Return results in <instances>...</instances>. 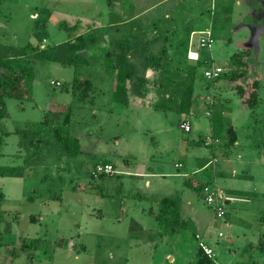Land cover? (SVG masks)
Here are the masks:
<instances>
[{"label":"rangeland","instance_id":"1","mask_svg":"<svg viewBox=\"0 0 264 264\" xmlns=\"http://www.w3.org/2000/svg\"><path fill=\"white\" fill-rule=\"evenodd\" d=\"M140 1L127 13L135 0H2L0 59L31 67L33 80L31 100H6L0 121V264H191L208 227L217 264H264V0L246 1L250 13L236 0ZM205 30L210 47L196 37L189 47ZM210 66L224 73L206 79ZM252 72L248 108L235 88ZM74 80L90 86L73 93ZM57 135L81 152L66 155ZM104 162L114 175L92 178ZM204 184L225 198L221 218ZM164 197L190 203L174 235L148 213Z\"/></svg>","mask_w":264,"mask_h":264},{"label":"trees","instance_id":"2","mask_svg":"<svg viewBox=\"0 0 264 264\" xmlns=\"http://www.w3.org/2000/svg\"><path fill=\"white\" fill-rule=\"evenodd\" d=\"M2 0H0V4ZM8 62L7 68H2L0 66V121L4 118V111L6 107V100L14 99L17 101H30L32 98V87L31 82L33 80L32 76V68L26 65H19V62L16 59H0V63ZM199 61V60H197ZM196 61V62H197ZM233 79H240L241 76H237L234 73ZM78 83V88L82 89L87 85L90 86L88 81L81 82L74 80L72 82L73 93L75 92V85ZM259 81H253L246 88L243 86H237L235 89L237 90L239 96L243 98L244 104L248 108H254L258 102V94L257 91L259 89ZM189 103L182 104L181 107H184V111H188ZM187 122V121H185ZM188 133V132H186ZM57 139L63 143L65 147V153L68 156H77L81 151L78 144V141L71 137H61V135H57ZM225 144L223 148L225 150L229 149L236 142L235 131L232 126L228 125V128L225 132ZM210 145V144H209ZM207 145V146H209ZM102 164H110L108 162H104ZM98 165V164H97ZM112 165V164H111ZM113 166V165H112ZM114 168V166H113ZM100 177H108V175H101ZM203 189V185L201 190ZM2 194H0V198H2ZM32 200V197L29 198ZM181 199L178 197H164L157 203V209H150L148 211L149 214L153 215L156 223L162 229V231L166 235H174L180 229L186 226V221L183 218L181 212ZM191 264H217L216 260L212 257H208L204 254V252L197 247V250L194 254V259ZM255 264V263H252Z\"/></svg>","mask_w":264,"mask_h":264},{"label":"built area","instance_id":"3","mask_svg":"<svg viewBox=\"0 0 264 264\" xmlns=\"http://www.w3.org/2000/svg\"><path fill=\"white\" fill-rule=\"evenodd\" d=\"M197 45L198 48L204 49L210 47V45L213 43V39L211 37V33L209 30L200 31L197 34ZM191 55H195V57H192ZM187 58L190 60L197 61L198 56L194 52H188ZM224 73V70L221 67L218 66H210L209 69H206L204 71V77L209 80H216L218 79L222 74ZM180 128L184 132L190 131V124L189 122H183L180 125ZM206 145L211 144L206 142ZM115 171L111 164H98L94 167L93 171L91 172L92 178H99L101 175H114ZM202 193L204 195V201L208 206L213 207L214 209V218L218 219L223 216V206L225 198L221 195L220 192L217 190H214L212 187H210L207 184L203 185ZM196 239L198 240L197 245L198 248H200L205 255L212 258L214 256L213 250L207 246V244L203 241V237L196 235Z\"/></svg>","mask_w":264,"mask_h":264},{"label":"crops","instance_id":"4","mask_svg":"<svg viewBox=\"0 0 264 264\" xmlns=\"http://www.w3.org/2000/svg\"><path fill=\"white\" fill-rule=\"evenodd\" d=\"M136 1V3L134 4V6H132V5H130V7L128 6V9H127V13L129 12V11H132V8L133 7H135V6H137V7H139V5H138V3L140 2L141 3V1L140 0H135ZM246 1H248V0H236V3L238 4V5H240V3H244L245 5H247V10H248V13H250V12H253L254 10L252 9V7H250V5L246 2ZM132 6V7H131ZM147 10H145V11H141L140 13H137L136 15H128V14H125L126 12H124V15L121 17V19H119V17H117L118 19H115L114 21H111L109 24H110V27H114V26H126V25H129L132 21H134V20H136L137 18H140V16H142V14L144 13V12H146ZM120 12H121V10H120ZM250 27H257L256 25H249V26H247V28H248V30H249V37L251 36V30H250ZM98 28H104V27H102V26H99ZM236 30H243L244 28H245V25H242L241 23H238L237 25H236ZM210 31V30H209ZM210 33H211V31H210ZM156 34V32H154L153 33V35H155ZM195 34H197V32H191L190 33V43H189V47H191V48H193L194 46H195V43H194V41H192L193 40V38L194 37H196V41H197V35H195ZM153 37V36H152ZM151 37V38H152ZM211 37H212V35H211ZM154 39V38H153ZM197 43V42H196ZM249 44H251V42H249ZM248 43H246V45H249ZM199 49V48H198ZM201 49V48H200ZM191 51V50H190ZM190 51H188V52H190ZM188 52H187V54H188ZM191 52H194V53H196L197 54V52L196 51H191ZM197 56H198V59L197 60H200V57H199V55L197 54ZM115 57V62L117 63V62H119L120 61V59L118 58V56H114ZM123 58H124V56H122ZM188 60H190V59H188ZM190 61H194V60H190ZM129 74H132V73H129V71H127L126 72V75H127V77H129ZM257 76V73H255V72H252V75H250V77L254 80V81H256V80H258L259 81V78H258V76L257 77H255V76ZM259 83H260V81H259ZM115 87V86H114ZM243 104H244V102H243ZM245 105V104H244ZM246 106V105H245ZM185 121H187V122H189V120H188V118L186 117V118H184V119H181V123H180V125L183 123V122H185ZM190 124V123H189ZM179 125V126H180ZM230 126H232L231 124H229ZM233 127V126H232ZM233 129H234V131H235V128L233 127ZM190 131H191V129H190ZM189 131V132H190ZM188 132V133H189ZM211 140V139H210ZM177 165H179V167L181 166V164H177ZM115 171V170H114ZM149 172L146 170V169H142V170H139V172L137 173V177H139V178H148L149 176V174H148ZM144 184L147 186V187H149V185H150V182L148 181V180H145V182H144ZM218 190V189H217ZM190 209H191V207H190V203L188 202V201H186V202H181V212L182 213H184V211H187V213L188 214H190ZM183 215V214H182ZM183 218L184 219H186L187 218V216H184L183 215ZM207 223L209 224V220L207 221ZM208 224H207V226H208ZM205 228H207L206 227V225H205ZM209 232V227L205 230V233H204V235H206L207 233ZM204 235L202 236L203 237V241H204ZM195 238H196V235H195ZM208 246V245H207ZM209 247V246H208ZM211 248V247H210ZM212 249V248H211ZM214 253V252H213ZM217 263V262H216Z\"/></svg>","mask_w":264,"mask_h":264},{"label":"water","instance_id":"5","mask_svg":"<svg viewBox=\"0 0 264 264\" xmlns=\"http://www.w3.org/2000/svg\"><path fill=\"white\" fill-rule=\"evenodd\" d=\"M250 30H251V37H250V40L249 41H252L254 39V36H255V30H256V27H250ZM254 31V33H253Z\"/></svg>","mask_w":264,"mask_h":264}]
</instances>
